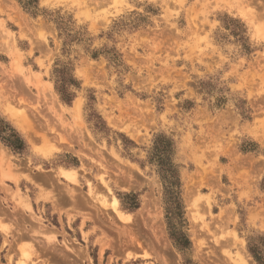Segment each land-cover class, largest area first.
<instances>
[{"label": "rangeland", "instance_id": "374dc122", "mask_svg": "<svg viewBox=\"0 0 264 264\" xmlns=\"http://www.w3.org/2000/svg\"><path fill=\"white\" fill-rule=\"evenodd\" d=\"M259 31L264 0H0V264L264 261Z\"/></svg>", "mask_w": 264, "mask_h": 264}, {"label": "trees", "instance_id": "16d2710c", "mask_svg": "<svg viewBox=\"0 0 264 264\" xmlns=\"http://www.w3.org/2000/svg\"><path fill=\"white\" fill-rule=\"evenodd\" d=\"M56 89L63 101L70 103L73 94L68 91V86L73 84L74 79L68 75V69H57ZM15 137V135H13ZM15 140V138H14ZM19 144V143H18ZM173 152V145L169 139L165 137H158L152 149L150 161H153L159 166V174L164 183L165 189V205L167 212L168 225L170 228V236L176 242L178 248L188 249L190 241L186 235L180 237L176 228V219L182 218L183 205L180 192V180L178 170L171 160ZM126 198H133L135 201L128 207V209H137L138 196L136 194H126ZM259 264H264L262 258L255 252H252Z\"/></svg>", "mask_w": 264, "mask_h": 264}, {"label": "bare ground", "instance_id": "6f19581e", "mask_svg": "<svg viewBox=\"0 0 264 264\" xmlns=\"http://www.w3.org/2000/svg\"><path fill=\"white\" fill-rule=\"evenodd\" d=\"M19 17V16H18ZM15 64H17V62L15 63ZM76 103L78 104V101L77 102H75V108H76ZM78 107V106H77ZM75 108H74V111H75ZM11 109V108H10ZM10 109H8V111H10ZM77 109V108H76ZM76 111H78V110H76ZM13 112V111H12ZM13 114H15V112L13 113ZM10 115V114H9ZM11 115H12V113H11ZM24 116V115H23ZM14 118V117H13ZM19 120V119H18ZM20 121H21V119H20ZM26 121V120H25ZM24 122V121H23ZM23 124V123H22ZM25 124V123H24ZM2 152V151H1ZM6 156V155H5ZM8 159V158H7ZM0 160H1V164H4L5 163V158L2 156L1 158H0ZM2 166V165H1ZM3 167L4 168H6L4 165H3ZM6 169H8V167L6 168ZM7 172V171H6ZM116 205H117V202L114 200V204H113V207H114V209L116 210ZM161 235V234H160Z\"/></svg>", "mask_w": 264, "mask_h": 264}, {"label": "snow or ice", "instance_id": "6c2138e0", "mask_svg": "<svg viewBox=\"0 0 264 264\" xmlns=\"http://www.w3.org/2000/svg\"><path fill=\"white\" fill-rule=\"evenodd\" d=\"M257 38L261 39L262 41H264V31H259L257 33Z\"/></svg>", "mask_w": 264, "mask_h": 264}]
</instances>
